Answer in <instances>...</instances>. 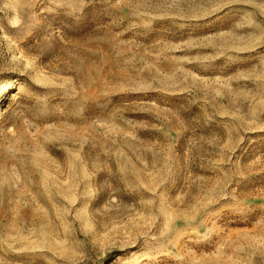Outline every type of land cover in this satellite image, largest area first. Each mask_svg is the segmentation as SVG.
<instances>
[{"label": "rangeland", "instance_id": "rangeland-1", "mask_svg": "<svg viewBox=\"0 0 264 264\" xmlns=\"http://www.w3.org/2000/svg\"><path fill=\"white\" fill-rule=\"evenodd\" d=\"M0 264H264V0H0Z\"/></svg>", "mask_w": 264, "mask_h": 264}]
</instances>
